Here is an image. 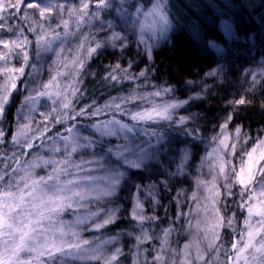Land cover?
<instances>
[{
	"label": "snow or ice",
	"instance_id": "1",
	"mask_svg": "<svg viewBox=\"0 0 264 264\" xmlns=\"http://www.w3.org/2000/svg\"><path fill=\"white\" fill-rule=\"evenodd\" d=\"M118 5L115 10L120 25L102 19L105 13L111 14L112 0H0V148H5L0 151V264H121L124 251L118 246L119 236L93 241L83 233L88 229L101 232L120 218L121 205L114 201L131 180L129 169L157 178L147 185H131L134 191L128 215L139 234H125L135 239L134 264H264V137L244 150L250 138L240 126L229 130L232 114L211 137L214 147L201 161V169L207 165L211 179L198 173L192 190L176 191L172 198L177 207L175 217L158 236L145 227L161 221L155 214L157 206L163 207L157 182L170 191L169 181L179 183L180 177L187 178L189 162L194 160L186 141L179 142L184 148L174 147L172 139L159 129L178 126L186 135L198 138L199 129L188 127L195 117L179 111L200 99L201 93L178 99L170 84L153 85L148 79L149 69L136 73L129 61L127 66H110L102 79L115 84L131 81L134 86L130 92L111 96L103 104L95 100L79 103L84 95L80 87L83 77L96 75L87 72L88 61L109 47L123 52L132 41L151 60L153 50L168 39L174 27L169 0H150V5L143 0H118ZM25 8L31 12L23 11ZM16 17L27 25L28 33L34 34L31 38L23 24L5 23ZM97 22L99 27L94 31H85V26L92 29ZM117 27L122 30L117 31ZM223 30L234 35L227 21ZM68 37L75 38L74 47H65ZM56 41L60 44L55 48L56 59L49 65V78L24 97L21 115L9 137L2 122L14 102V93L27 86V77L32 76L35 82L34 74L40 69L34 57L43 59L41 53L53 52ZM211 47L226 59L228 53L223 48L216 44ZM65 51L74 55L62 56ZM222 73L223 66L218 65L205 75L220 78ZM244 75L249 84L246 93L264 88V64L245 69ZM141 78L143 84H136ZM43 97L51 104L38 112V98ZM233 103L246 105L251 101L242 95ZM81 118L92 121L88 127L93 132L88 136L80 131L84 124ZM106 137H117L121 142L106 145ZM52 140L55 143H44ZM8 143L13 146L11 152L6 150ZM43 148L51 155L35 154ZM85 150L88 158L83 155ZM171 152L177 156L165 166L161 156ZM172 164L175 171L170 170ZM37 169L47 171L40 175ZM96 169H103L105 175L93 176L91 172ZM97 179L104 183H96ZM87 182L92 183L85 186ZM236 195L240 197L238 207L246 213L242 230L237 228L236 214L226 211L228 198ZM145 202L152 206V214L147 213ZM181 205L189 210H182ZM80 209L85 211L81 214ZM68 211L75 217L71 223L62 219ZM181 219V230L191 238L177 249L171 247V237ZM153 239L160 243L149 252L144 245ZM112 245L117 246L109 248Z\"/></svg>",
	"mask_w": 264,
	"mask_h": 264
},
{
	"label": "trees",
	"instance_id": "2",
	"mask_svg": "<svg viewBox=\"0 0 264 264\" xmlns=\"http://www.w3.org/2000/svg\"><path fill=\"white\" fill-rule=\"evenodd\" d=\"M134 1L136 2V0ZM112 2L111 14L105 13L102 18L118 23L119 15L115 10L119 7L118 0H112ZM169 5V15L173 19L174 27L169 32L168 39L153 50L151 60L144 56L143 49H138L134 41L123 52L119 48L109 47L102 54L88 61L87 72L96 75H85L83 84L80 86L84 92L80 100L82 104L92 103L93 100L103 104L111 96L126 94L134 86L131 81L125 80L121 84H115L106 82L102 77L113 64L120 63L127 66V63L132 61L134 72L138 73L142 69H149L148 79L151 83L153 85L170 84L175 89V97L178 99H187L195 93H201L200 99L190 101L185 109L179 111L181 115L195 117L194 121H190L188 127L199 129L198 138L193 139L186 135L178 126L169 128L165 125L159 129L172 139L174 147L184 148L185 144L179 142L186 141L194 158L189 162L191 164L188 169L190 175L187 178L180 177L179 183L169 181L170 191L165 190L157 182L163 207L157 206L155 214L161 218L163 228L168 226L169 219L175 217L177 207L172 198L176 191L181 188L185 191L192 190L195 186L194 178L198 173L204 179H211L207 165L201 169V161L206 153L214 147L211 137L217 133L219 125L224 122L229 114L233 116L229 123V129L232 130L240 126L250 138L248 143L243 145L244 150L249 149L258 138L264 137V88L257 87L253 92L246 93L245 90L249 86L242 85L240 76L244 68L249 67L252 61H255L256 65L259 61L264 64V0H169ZM18 21L19 24L24 25L26 34L31 38L34 34L27 32V25L22 20ZM225 21L232 25L236 38L230 40L224 35L221 24ZM86 28L89 29L88 26H85ZM75 43V38H72L70 42L65 44V47H74ZM59 44L60 41H56L53 46L54 49ZM212 44L218 45L228 53L226 59H221V53L211 47ZM251 45L253 46L251 47ZM251 50L252 55L253 52L255 53L254 57L249 55ZM73 55L72 51H65L62 54V56L67 57ZM34 59L37 58L34 57ZM218 65L223 66V73L220 78L205 75L217 68ZM187 81L193 83L188 84ZM143 82L144 79L141 78L136 84H143ZM147 90L151 91L152 89L148 87ZM242 95H247L251 103L235 105L233 102ZM144 106L147 107L148 105L145 104ZM18 110L19 108L16 106L9 108L6 120L2 122L10 127L8 130L11 135L14 131L13 126H16L18 120ZM91 122L90 119H85L84 123L90 124ZM81 128L87 136L93 132L88 125ZM109 141L112 144L119 143L115 138L109 140L104 138L106 145ZM176 156V152H171L167 156H161V160L167 166L170 159ZM170 170L175 171V164L171 165ZM128 171L131 180L122 186L118 198L114 201V203L121 205L120 218L115 224L96 233L105 239L109 236H119V243L125 249L122 260L130 255L133 256L135 251L134 247H132L133 250L131 249L133 238L125 233L139 232L135 226V221L128 215V209L132 206L131 194L134 191L131 185L133 183L147 185L157 181V178L150 175L149 172L140 173L135 169ZM165 178L161 177V179ZM234 191H238V189H234ZM141 196L143 197V194ZM239 200L238 195L229 197L226 211L229 214H236L237 228L242 230V221L246 213L238 207ZM144 206L147 213L152 214V206L147 202ZM181 208L184 211L188 209L184 205H181ZM73 215L72 211L65 212L62 219L64 221L73 219ZM179 223L184 224V220L177 221V232L171 237V247L177 249L191 238L189 233L181 230L183 226ZM154 224L155 222H153V226ZM161 229L153 228L151 232L158 236ZM227 231L231 232L232 230L228 229ZM237 234L238 232L233 233V236ZM227 241L228 237L225 236V247H227ZM149 243L150 248L154 249L159 246L160 241L153 239Z\"/></svg>",
	"mask_w": 264,
	"mask_h": 264
},
{
	"label": "rangeland",
	"instance_id": "3",
	"mask_svg": "<svg viewBox=\"0 0 264 264\" xmlns=\"http://www.w3.org/2000/svg\"><path fill=\"white\" fill-rule=\"evenodd\" d=\"M132 2L135 3L134 0H132ZM143 2H144L145 4H149V5H150V0H145V1H143ZM23 11H25V12H31L30 9H26V8L23 9ZM129 11H132V9H129ZM102 19H103V18H102ZM18 20H19L18 17H16V18H9V19H7V20L5 21V23H6V24H11V25H17V24L19 23ZM106 20H107V19H106ZM117 20H119L118 23H114V22H115L114 20H108V21H111V22H113V23L116 24V25H120V23H121V21H120V17H118ZM221 25H222V26H221V27H222V31H223L224 35L226 36V38H228V39H230V40L236 38V35H235V31H234V30H233L234 35H233V36H229V35H227V34L224 32V30H223L224 22H223ZM96 27H99V22H97L96 25H95L92 29H87V28H86L85 31H89V30L94 31V29H95ZM88 28H89V27H88ZM232 29H233V28H232ZM116 30H117V31H121L122 29H121L120 27H117ZM100 35H103V33H101ZM8 36H11V34L9 33ZM8 36H6L5 38H8ZM12 38H15V37H12ZM71 40H72V38H71V37H68V38H67V43L70 42ZM163 41H164V40H163ZM163 41H160V43H162ZM252 46H253V45H251V47H252ZM72 53H73V52H72ZM73 54H74V53H73ZM254 54H255V53L253 52V55H254ZM249 55H251L252 57H254V56L252 55V50L249 51ZM41 56L43 57V59H36V60L33 59V62L36 64L37 68L40 69V71H39L38 73H35V74H34V75H35V82H33V78H32V76L27 77V78H26V85H27V86H21L19 92L14 93V102L9 106V108H11V107L13 108V107H15V106L18 107V108H19V110H18L19 116L21 115V113H20L21 106L24 104V97H25L26 95H28V94L31 93V89H32V88L37 87L38 84H39L40 82H44V81H46V80L49 78V71H50V69H49V65L52 63V61H54V60L56 59V56H55V49H54L53 52H49V53H48V52H47V53H41ZM257 64H258V65L255 64V61H252V63L249 64V67L244 68V70L241 72L240 76H241V80H242V85H243V86H245V87H248V86H249V84H248V78L244 75L245 69H256V68H258V67L262 64V62L259 61ZM29 71L31 72V69H29ZM80 100H81V99H80ZM79 103L82 104L81 101H79ZM50 104H51V100H50L49 98H47V97L38 98V104H37L38 112H44V111H46V110L48 109V107H49ZM9 108H8V109H9ZM33 115H34L37 119L39 118V117H38V113H33ZM117 115H120V114H117ZM19 116H18V117H19ZM81 119L84 120V122H85V119L87 120L88 118H81ZM101 119H104V117H101ZM124 119H127V117H124ZM16 124H17V122H16ZM2 125H3V127L5 128V130H6V131H5L6 134L10 137L11 134H10V132H9V130H8L10 127H9L7 124H3V123H2ZM85 125H88V123H86V124L84 123V124H83V126H85ZM57 127L59 128V126H57ZM15 128H16V126H13L14 131H15ZM229 130H230V129H229ZM14 131H13V132H14ZM54 131H55V130H54ZM80 131L82 132L83 135L87 136L86 132H84V130H83L82 128H80ZM61 133H62V134H65V135L67 134V133H64V132H63V129H61ZM106 138H107L108 140H109V139H112V138H115L116 141H118L119 143L121 142L117 137H106ZM44 143H45L46 145H48V144H53V143H55V141H54V140H52V141H45ZM5 147H6V150L9 151V152H11L12 150H14V149H13V146H12L10 143H8ZM3 150H5V148H0V151H3ZM37 154H38V155H43V156H45V157L51 155V153L47 150V148L38 149ZM83 155H84L85 158H88V150H85V152H84ZM25 159H27V157H26ZM76 159H77V160L79 159V154H77ZM36 171H37L40 175H42L43 173L45 174V172L47 171V169H37ZM91 174H92L93 176L97 177V178H101V177H103V176L105 175V172L103 171V169H96V170L92 171ZM102 182H103L102 179H97V181H96V183H98V184H103ZM91 183H92V182H87L85 186H88V185L91 184ZM189 203H191V202H189ZM188 210H189V209H187L186 211H188ZM79 211H80V213L82 214L85 210H84V209H80ZM63 215H64V214H63ZM62 218H63V216H62ZM72 218H73V219H67V220H65V222H66V223H71L72 220H74V218H75L74 215L72 216ZM162 225H163V223H162V220H161V221H157V222H155V224H154L153 227H148V226H145V227L148 228L149 232H151V229H153V228H154V229H161V228H163ZM179 225L184 226L183 223H179ZM96 233H97L96 231L91 230V229H88L87 231H85V232L83 233V236H84V238L89 239V240H93V241H95L96 238L105 239V238H103V237L100 236V235H96ZM132 233H136L137 235L139 234V232H137V231H133ZM151 233H152V232H151ZM153 234H154V233H153ZM131 237L133 238L132 245H131V249H132L133 245L135 244V239H134L133 236H131ZM157 241H158V240H157ZM114 246H117V245L109 246V248L114 247ZM118 246L122 247V246L120 245L119 241H118ZM181 246H182V245H181ZM144 247H146V248L148 247L149 252H151L152 248H150V243H149V242H148L147 244H145ZM122 248H123V251H125L124 247H122ZM178 248H179V247H178ZM132 250H133V249H132ZM134 252H135V251H134ZM145 255H148V254L146 253ZM135 259H136V257H135V255H134V253H133V256L130 255V256H128V258L123 259V260H122V257H121V260H122V263H121V264H134ZM148 259L151 260V256H150V255H148ZM73 264H81V262H80V261H74Z\"/></svg>",
	"mask_w": 264,
	"mask_h": 264
}]
</instances>
